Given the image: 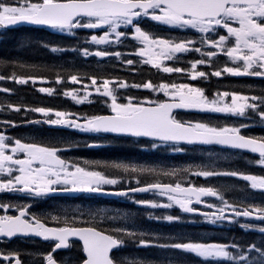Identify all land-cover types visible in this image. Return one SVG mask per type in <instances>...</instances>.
I'll return each mask as SVG.
<instances>
[{
	"label": "snow or ice",
	"instance_id": "obj_1",
	"mask_svg": "<svg viewBox=\"0 0 264 264\" xmlns=\"http://www.w3.org/2000/svg\"><path fill=\"white\" fill-rule=\"evenodd\" d=\"M145 19L171 29L184 32L191 30L196 35L164 37L143 27ZM19 25L42 26L73 39L81 30L90 34L86 35L83 42L76 39L71 47L61 46L60 42L34 41L53 54L71 51L85 59L114 57L117 60L126 55H135L139 57V63L166 74L188 76L192 80L225 74L264 80V0H0V30L6 32ZM5 39L0 32V42ZM125 39H131L138 45L133 52L91 48L120 45ZM26 43L28 40L18 42L16 50L19 51ZM189 52L198 53L201 58L191 60L188 68L166 63L178 59V54ZM219 55L228 58L223 66L212 63L213 58ZM122 62L134 68L137 61L123 59ZM5 64L6 61L0 59V66ZM11 66L33 74L18 75L13 72L7 76L0 75V81L7 79L18 85L46 81V77L35 74L41 68L39 65L13 62ZM198 66L211 67L213 70L208 73L198 70ZM87 78L90 84L85 85L77 74H68L69 81L82 85L84 94L78 95L75 89H69L64 91V96L81 104L89 99V88H92L105 98L108 114L81 115L50 107L24 108L25 112L39 113L43 117L32 121L24 118V123L66 127L93 136L111 134L117 139L147 138L153 150L170 146L174 152H183L185 149L181 147L182 144L216 145L251 153L257 157L254 164L264 169V134H243L244 129L256 127L257 123L219 126L210 122L185 121L174 113V110L188 109L252 120L251 116H247L250 112L259 126L264 127V94L256 96L224 91L213 93L210 98L205 89L187 83L163 80L153 83L148 80L130 85L117 77L102 80L96 76ZM63 79L61 73L56 74L57 84ZM129 87L162 93L166 98L139 99L129 95L122 98L124 102H119L118 90ZM0 91L10 93L11 90L3 88ZM39 91L52 94L54 90L42 87ZM261 92L264 93V89ZM6 109L19 113L21 106L0 103V110ZM0 124L6 128L18 126L13 120H0ZM59 143L61 141L25 142L23 138L7 135L6 131L0 130V191L26 193L31 199L46 198L56 193L121 197L152 193L161 199H138L132 202L152 210H167L176 206L181 214L200 216L207 224H237L244 231L259 233L260 238L248 242L235 238L221 242L184 233L165 235L137 225L135 214L131 212L116 211L109 216L104 209L80 213L60 210L58 214H49L51 222L58 226H49V216L31 213V205L0 203V212L4 213L0 215V240L35 236L52 241L54 246L42 258L44 264H58L55 253L70 250L73 239L81 242L82 247L77 264H184V258L188 255L197 258L200 264H264V202H248V197L239 202H230L224 193L233 188L231 184L219 187L195 186L182 180L181 177L191 171L190 167L158 168L120 160L74 161L63 158L61 151L71 150L73 144L62 141L66 145L62 148L58 146ZM85 146L99 148L104 145L93 139L85 142ZM192 174L206 180L236 178L245 181L253 192H264V174L220 169L217 160L211 157L207 164L200 165ZM146 176L152 177L154 182H144ZM165 177L174 182H163L162 178ZM133 182L136 187L131 186ZM209 197L215 198L218 203H208ZM163 198H166V202ZM195 205H203L208 210H201ZM9 211L16 214L9 215ZM86 216L91 219H84ZM97 218L100 222L107 220L118 226L100 228L95 224ZM145 219L166 224L183 222L182 215H156L154 211H147ZM241 219L255 222L241 223ZM128 247L155 248L165 255L156 260H129L128 257L115 254ZM0 260L6 264H23L21 254L17 251H0Z\"/></svg>",
	"mask_w": 264,
	"mask_h": 264
},
{
	"label": "trees",
	"instance_id": "obj_2",
	"mask_svg": "<svg viewBox=\"0 0 264 264\" xmlns=\"http://www.w3.org/2000/svg\"><path fill=\"white\" fill-rule=\"evenodd\" d=\"M150 27L158 30L159 27L149 24ZM164 37H172L170 30H160ZM82 32H78V35L75 39L68 38L65 35L53 32L51 30L39 29V28H30V27H17L9 29L3 33L6 39L3 42H0V59H4L6 64L0 66V75H11L13 72L16 74H33L31 72H25L24 69L12 67V63L20 64H35L41 66L40 70L35 74L46 77V81L53 86H64L67 84V75L77 74L80 79L83 81L87 77L96 76L97 79L102 80L104 78H113L117 77L122 80H126L130 85L133 83H140L142 81L151 80L153 83H159L160 81L172 82L176 77L169 76L162 71H156L153 68L147 66L146 64H139V58L135 57H126L125 59H133L137 61L134 65V68H130L125 65L122 61L116 60L114 57H109V60H99L96 59H83L79 56L73 55L71 51H66L63 53H51L48 49H45L39 46L34 41H44V42H60L61 46L71 47L75 44L76 39L81 41L82 37L84 38L87 34L83 33L82 37L80 36ZM28 40V43L24 45L19 51L16 50L15 46L18 42ZM84 46V45H82ZM111 58V59H110ZM196 59L195 56L186 58L183 62L186 64L191 60ZM175 66H180L184 68L181 64ZM174 66V67H175ZM50 69V70H49ZM61 73L64 76V79L61 83H56V74ZM251 80L241 78H226L219 81L217 84L218 87L230 90L238 91L247 94H257L256 89L252 87ZM209 83V82H207ZM2 87L12 88L15 93L11 98L13 104L21 106L24 108H35V107H50L56 110H71L69 104H66L65 98L61 96L62 90L57 88L53 97L48 96L45 93L40 92L37 88L29 82L27 85H17L11 80H3L0 82ZM253 88V89H252ZM252 91H249L251 90ZM134 92H128V96L132 95L139 99H144L150 97L149 93L146 90L133 89ZM138 90V89H137ZM97 107L91 108L89 110H84L81 108H73L79 114H104L107 113V109L104 105H95ZM19 117L20 112L16 113ZM28 112L23 111V118L27 119ZM256 129H251L249 132H253ZM39 133V139L42 141H60L62 140V133L59 130L43 129L41 128ZM127 141H122L119 139H112L111 149H103L102 155L105 159L99 157V160H115L117 159L116 150L119 149L120 143H126ZM122 145V144H121ZM140 145H143L140 144ZM137 147H139L136 144ZM110 150V151H109ZM120 154V153H119ZM107 155V156H105ZM124 155V154H122ZM221 231V234H216L211 237L200 238L204 240H216L221 242H228L235 238L236 240L242 242H248L252 240L259 239V233L252 231H240L239 228L235 230H218ZM199 238V237H198Z\"/></svg>",
	"mask_w": 264,
	"mask_h": 264
},
{
	"label": "rangeland",
	"instance_id": "obj_3",
	"mask_svg": "<svg viewBox=\"0 0 264 264\" xmlns=\"http://www.w3.org/2000/svg\"><path fill=\"white\" fill-rule=\"evenodd\" d=\"M197 55L200 56L199 54H197ZM225 62H228V58L225 59ZM188 78H190V77H185V83L192 84L191 83L192 79L187 81ZM70 83H71V86H73V89L76 90V94H78V95L84 94V90H83V87L81 84L71 82V81H70ZM83 84H85V85L90 84V81L83 82ZM55 92L53 91L52 94H48V95H53V94H55ZM89 92L91 93V95L89 96V99L87 101H85L84 103H89V102L96 103V100H98V99L105 101V98L96 94L92 88H89ZM118 92L122 96L124 94L123 93L124 89H120V90H118ZM147 92L152 96V98H154V100L166 98V97H164V95L162 93H153L150 90H147ZM67 99L70 102L75 103V101L72 100L71 97H67ZM119 102H124L122 97H121V100ZM108 103H110V100L108 101ZM81 104H83V103H81ZM31 114L32 113L29 112L28 116H31ZM33 114H36L39 116V117H36L35 119H42L43 118L42 114H39V113H33ZM213 114H218V116H220V117L224 115L222 113H213ZM225 115H229V114H225ZM232 116L233 117H231V118H227L229 120H225V119H223V117L219 118V117H215L212 115L209 120H212L215 122H223L222 126H224L225 124L233 125L236 122L245 123V124L254 123V121H252V120H249V121L248 120H242L241 118H237L236 115H232ZM212 118H215L216 120L212 119ZM219 119H221V120H219ZM44 125L49 126L47 124H44ZM258 125H259V122H258ZM27 127H29V126L26 124L22 128L25 129ZM50 127L53 128L52 126H50ZM62 130H63V132H65L64 129H62ZM150 149L151 148H149V150L147 149L148 152L146 153V151H145V153H144V155L146 157H148L147 159L138 158L136 155H132L131 157H129L130 161H124V162L145 164V165H149V166H155L158 168H185V167H190L191 171L188 174H186L184 177H181V178H183V180H190V178L192 176H196L192 173L197 171L200 165L207 164L209 162V157L217 160L218 168H220V169H222L221 168L222 166H225L226 167L225 169H237L241 165L245 166V165L249 164L247 162H244L239 156L234 155L232 153H223L221 151H207V150L205 151V150H199V149H197L195 151H191V153H190L191 160L186 159V164L183 162L182 163H176L179 159H180V161H182L181 157L179 158L178 156L176 157L175 155H173V154H177V152H174L172 150H168V152H165L162 156L159 157V154L156 153V151H153V149H151V150ZM169 152H173V153H169ZM74 153L75 152L70 151L68 154H70L72 156ZM255 168H258V167L256 166ZM144 178H143L144 182H149L151 179H153L152 177H149V176H146ZM231 179L232 178H227V177L220 178L218 180L219 186L222 184H231L229 182ZM132 184L136 185L134 182ZM231 185H233V184H231ZM228 192H231V196H232V197H229V201L234 200L235 198H237V195H239L242 197L241 200H244L245 197L250 198L248 202H256V203L264 202V196H263L262 192H259V191L253 192L248 187L247 184H246V186H240V188L233 185V188L231 190H229ZM138 199H157V200H159L161 198L156 194L152 195V196L144 195V196H140L137 198L132 196V198L130 199L131 201H129V202H124V203L119 204V205H109L107 203V200H105L104 197L99 195V200H97L96 202H94L93 200H88V199L78 200V201L76 200L73 203L71 202V204L69 206L60 205L61 202H59L58 205H56V213L58 214V212L60 210H68L69 212L75 211L77 213H80V212H87L89 210L94 211L97 209H104V210H107L108 215L111 216L116 211H119L121 213L131 212V213L135 214L134 219H135V222L137 225H139L145 229H150V230H152V228L156 229L157 222H149L145 219L147 211H154L155 214H156V212H161V211L163 212L161 214H171L172 213L169 211L170 209L152 210V209H146L143 207H139L132 202L133 200H138ZM163 199L166 202V198H163ZM84 219L90 220L91 218L86 216V217H84ZM96 221H99V223H101L99 218H97ZM103 223L108 224L109 227L118 226L117 223H113V222L111 225L107 220H105ZM186 223L191 224L190 221H187ZM158 228L161 229V233H163L165 235H169V234L174 235V234H177V231H178L177 228H170L169 227V228H166V231L161 227H158ZM137 251H138V249L133 247V252H137ZM150 252L152 254H154L153 258H156V259L158 256L165 255V253L161 252L158 249H153ZM184 264H200V261L197 258H195L194 256L188 255L184 258Z\"/></svg>",
	"mask_w": 264,
	"mask_h": 264
},
{
	"label": "flooded vegetation",
	"instance_id": "obj_4",
	"mask_svg": "<svg viewBox=\"0 0 264 264\" xmlns=\"http://www.w3.org/2000/svg\"><path fill=\"white\" fill-rule=\"evenodd\" d=\"M207 50V49H206ZM218 57H224V55H219ZM247 81L252 80L249 77H243ZM262 79L259 78V88L262 85ZM0 130H3V127L0 126ZM7 135L14 136V134ZM97 150L99 148H90ZM51 195V196H50ZM46 198L41 199H31L26 193L21 192H8L0 191V203H11L15 205H31L30 211L35 214H45L49 216L48 222L49 226H58L51 222L49 214L56 213V200L60 199V205L69 206L71 201H78L83 198H86V194H64L62 196L57 194H50ZM200 207L204 208L203 205ZM3 212H0V215H3ZM9 215H15L14 211H9ZM84 224H78L77 226H82ZM72 247L70 250H60L55 253L54 258L57 259L58 264H77V260L82 252L81 244L76 241H71ZM52 241H45L39 237H14L12 239L4 238L0 240V251L7 253L8 251H17L21 254V259L23 264H44L43 257L47 254L49 250L53 247ZM70 257L72 258L70 261ZM0 264H6V262L0 260Z\"/></svg>",
	"mask_w": 264,
	"mask_h": 264
},
{
	"label": "water",
	"instance_id": "obj_5",
	"mask_svg": "<svg viewBox=\"0 0 264 264\" xmlns=\"http://www.w3.org/2000/svg\"><path fill=\"white\" fill-rule=\"evenodd\" d=\"M202 146H216V145H202ZM217 147H220V146H217ZM220 148H222V147H220ZM136 194H139V193H136Z\"/></svg>",
	"mask_w": 264,
	"mask_h": 264
}]
</instances>
